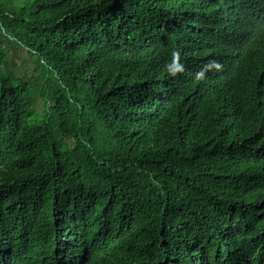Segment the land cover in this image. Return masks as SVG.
<instances>
[{"label":"trees","instance_id":"16d2710c","mask_svg":"<svg viewBox=\"0 0 264 264\" xmlns=\"http://www.w3.org/2000/svg\"><path fill=\"white\" fill-rule=\"evenodd\" d=\"M0 264H264V0H0Z\"/></svg>","mask_w":264,"mask_h":264},{"label":"rangeland","instance_id":"374dc122","mask_svg":"<svg viewBox=\"0 0 264 264\" xmlns=\"http://www.w3.org/2000/svg\"><path fill=\"white\" fill-rule=\"evenodd\" d=\"M8 48L7 62L11 65V69L20 76L27 75L31 77L35 69L34 63L30 58V54L26 50H14L12 46L2 45L0 50Z\"/></svg>","mask_w":264,"mask_h":264}]
</instances>
